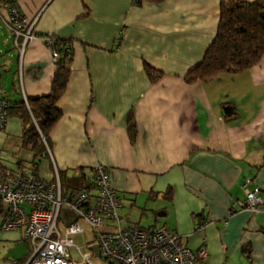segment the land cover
<instances>
[{"label": "crops", "instance_id": "obj_1", "mask_svg": "<svg viewBox=\"0 0 264 264\" xmlns=\"http://www.w3.org/2000/svg\"><path fill=\"white\" fill-rule=\"evenodd\" d=\"M223 1L15 0L36 21L38 38L21 58L10 30L2 33L0 97L14 104L49 93L57 58L45 36L68 41L74 58L57 104L62 117L38 173L87 175L103 164L121 194V210L133 207L120 213L122 226L139 224L129 215L136 207L141 215L163 209L165 220L155 218L147 228L167 225L194 249L206 240V264H264V55L247 70L187 81L217 35ZM1 6L8 29L9 12ZM147 64L161 71L157 80ZM227 103L233 115L224 110ZM15 111H7L0 131L5 171L35 159L23 145L24 123ZM247 178L261 189L258 213L232 205L245 197ZM200 221L205 225L198 230ZM5 231L9 247H26L16 261L7 260L23 264L30 253L24 231Z\"/></svg>", "mask_w": 264, "mask_h": 264}, {"label": "built area", "instance_id": "obj_2", "mask_svg": "<svg viewBox=\"0 0 264 264\" xmlns=\"http://www.w3.org/2000/svg\"><path fill=\"white\" fill-rule=\"evenodd\" d=\"M3 5L9 12L5 24L22 58L28 43L38 38L36 21L26 17L16 3ZM45 39L48 44L55 41L49 35ZM8 107L9 101L0 97V131L7 127ZM86 176L91 178L92 187L68 196L63 193L58 172L50 179L30 166L5 171L0 179L4 205L0 228L24 231L32 251L24 264H206V240L194 249L164 224L154 228L122 226V197L107 166L96 164ZM252 181L245 179L242 187L246 195L232 205L258 213L263 199L261 189L250 186ZM63 208L70 218L67 223L61 221ZM204 225L197 224L196 228L201 230Z\"/></svg>", "mask_w": 264, "mask_h": 264}, {"label": "trees", "instance_id": "obj_3", "mask_svg": "<svg viewBox=\"0 0 264 264\" xmlns=\"http://www.w3.org/2000/svg\"><path fill=\"white\" fill-rule=\"evenodd\" d=\"M142 4L143 0H135ZM160 2L162 0H147ZM15 3V0H0ZM1 13V12H0ZM54 43L49 44L52 51L59 56L56 59V71L51 91L44 95L30 97L11 104L8 110L16 108V113L23 120V145L35 153L32 167L38 173V167L51 147V133L62 117L58 102L66 92L74 49L71 43L55 35ZM264 55V0H225L221 3L220 20L215 39L208 47L203 60L187 74V81L208 79L221 73H237L258 64ZM146 71L152 80H157L161 71L146 65ZM224 110L233 115V105L225 104ZM129 130L132 138L136 132V123L129 117ZM5 170L0 163V179ZM64 195L73 196L76 192L92 187V180L85 173L68 176L59 172ZM172 197V188L167 190ZM4 205L0 199V212ZM199 221V220H198ZM198 222V224H200Z\"/></svg>", "mask_w": 264, "mask_h": 264}, {"label": "rangeland", "instance_id": "obj_4", "mask_svg": "<svg viewBox=\"0 0 264 264\" xmlns=\"http://www.w3.org/2000/svg\"><path fill=\"white\" fill-rule=\"evenodd\" d=\"M7 30L9 31V29L5 28V26L3 25V21L1 19L0 20V44L4 43L3 37H1V36H2V33L7 31ZM7 36H8V32H7ZM16 68H17V65L14 64L13 69H16ZM4 77H6V76H4ZM5 83H6V81H5ZM140 207H142V206H140ZM129 208L131 209L133 207H129ZM129 208L128 207H124L123 210H121L120 213H124V214L128 213L129 212ZM140 210L141 209L139 207H136V208H134L131 211V214H129V215H130L132 221L138 222L143 227H149V226L153 225L154 221H155V218L158 219L160 223L165 220V216H160L159 215V211H162L163 209L158 210V211L155 210L153 212H146L147 214L144 213L143 215H141ZM66 218H67V215L65 214V209L63 208L62 213H61V221H64L66 223L69 222L70 218H67V219ZM0 224H1V219H0ZM123 225H124V223H123ZM5 232H6L5 230H2L0 228V262L7 263V261H9V260H7L6 254H7L8 249H9V242L4 237ZM28 243H29V247H30V253L24 259V263L27 261V259L29 258L30 254L32 253V251H31V243L29 241H28ZM9 262H11V261H9ZM12 264H15V263H12Z\"/></svg>", "mask_w": 264, "mask_h": 264}, {"label": "water", "instance_id": "obj_5", "mask_svg": "<svg viewBox=\"0 0 264 264\" xmlns=\"http://www.w3.org/2000/svg\"><path fill=\"white\" fill-rule=\"evenodd\" d=\"M23 253H26V247L23 242H20L9 247L6 258H12L16 261Z\"/></svg>", "mask_w": 264, "mask_h": 264}]
</instances>
